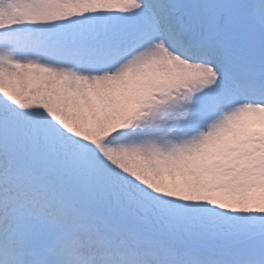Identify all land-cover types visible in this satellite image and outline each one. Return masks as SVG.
Returning <instances> with one entry per match:
<instances>
[{
    "label": "snow or ice",
    "instance_id": "6c2138e0",
    "mask_svg": "<svg viewBox=\"0 0 264 264\" xmlns=\"http://www.w3.org/2000/svg\"><path fill=\"white\" fill-rule=\"evenodd\" d=\"M67 229L81 264H264V0H0V264Z\"/></svg>",
    "mask_w": 264,
    "mask_h": 264
},
{
    "label": "rangeland",
    "instance_id": "374dc122",
    "mask_svg": "<svg viewBox=\"0 0 264 264\" xmlns=\"http://www.w3.org/2000/svg\"><path fill=\"white\" fill-rule=\"evenodd\" d=\"M117 220H109L101 218L99 221L100 227L106 229L112 234L115 243H124L129 246L138 244H148L165 239V237H153V233L142 232L136 229H127L126 226L143 224L148 227L154 226L148 221H132V222H116ZM144 227V226H142ZM156 227V226H154ZM140 228V227H139ZM141 229V228H140ZM158 229V228H156ZM155 228L152 230L156 231ZM57 243H62V250L68 252V259L71 264H81L85 258L87 251V239L78 229H67L59 233L55 240Z\"/></svg>",
    "mask_w": 264,
    "mask_h": 264
},
{
    "label": "clouds",
    "instance_id": "9594fccd",
    "mask_svg": "<svg viewBox=\"0 0 264 264\" xmlns=\"http://www.w3.org/2000/svg\"><path fill=\"white\" fill-rule=\"evenodd\" d=\"M54 247H55V245H54ZM49 261H50V264H63V260L60 257V255L58 254V252H55L52 255H50Z\"/></svg>",
    "mask_w": 264,
    "mask_h": 264
},
{
    "label": "trees",
    "instance_id": "16d2710c",
    "mask_svg": "<svg viewBox=\"0 0 264 264\" xmlns=\"http://www.w3.org/2000/svg\"><path fill=\"white\" fill-rule=\"evenodd\" d=\"M135 226H144V227H146V225H143V224H137V225H135ZM155 229L157 228V227H154ZM156 231H159V229H156ZM160 232V231H159ZM153 237H157V236H153Z\"/></svg>",
    "mask_w": 264,
    "mask_h": 264
}]
</instances>
